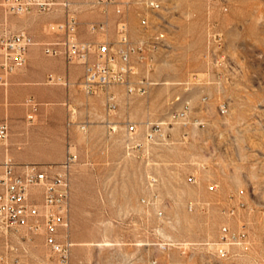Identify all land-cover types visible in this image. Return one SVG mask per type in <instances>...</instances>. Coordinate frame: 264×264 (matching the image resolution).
<instances>
[{
	"label": "rangeland",
	"instance_id": "obj_1",
	"mask_svg": "<svg viewBox=\"0 0 264 264\" xmlns=\"http://www.w3.org/2000/svg\"><path fill=\"white\" fill-rule=\"evenodd\" d=\"M3 1L0 31L27 28L40 36L57 29L52 13L8 14ZM162 1L165 20L149 32L154 47L139 71L146 93L129 96L115 87L120 105L109 113L104 94L50 84L75 93L60 101L34 99L36 109L27 99L24 118L29 128L61 129L64 156L30 163L57 166L69 147L77 155L71 264H264V0ZM79 19L86 27L107 19L113 36L118 15L110 7ZM127 20L138 38L133 9ZM87 31L81 27V36ZM69 98L73 119L90 121L85 130L67 125ZM106 119L115 121V131ZM127 121L137 125L133 139ZM151 126L156 137L147 140ZM27 148L43 151L34 141ZM224 225L237 231L246 225L250 249L234 246L228 257L219 255L213 244ZM28 249L30 258L48 256L42 236Z\"/></svg>",
	"mask_w": 264,
	"mask_h": 264
},
{
	"label": "built area",
	"instance_id": "obj_2",
	"mask_svg": "<svg viewBox=\"0 0 264 264\" xmlns=\"http://www.w3.org/2000/svg\"><path fill=\"white\" fill-rule=\"evenodd\" d=\"M3 5L8 14L14 15L52 13L56 16L57 29L53 31V39L39 41L25 28L11 31L4 27L0 31V86L8 87L11 76L27 65L30 48L40 46L46 56L61 57L68 65L83 66L78 80L50 73L49 84L76 85L88 96L104 94L109 113L116 112L120 105V91L115 87H124L129 96L146 93V87L139 80V71L149 65V51L154 47L155 41L149 32L159 29L165 20L162 0H4ZM110 7H114L118 15L114 35L108 36L110 22L104 19L88 21L87 29L95 37H82L79 14L96 9L108 13ZM132 9L139 18L138 38L132 36L133 26L127 20ZM100 34L104 35L101 39L97 36ZM29 101L36 109L34 98ZM65 104L69 111L67 125L85 130L90 121L74 120L75 106L71 102ZM105 122L112 131L116 130L114 120L106 119ZM136 126L127 121L129 139L134 138ZM153 126L145 135L147 140L156 137L157 129ZM10 133L9 120H0V145L4 146L0 152V264H71L73 242L68 238L71 175L77 155L69 147L65 160L57 166L18 163L10 152ZM188 180L196 182V176L189 175ZM217 188L214 182L209 185L212 192ZM229 213L234 214L235 210L230 209ZM37 236L43 237L48 251L45 260L29 257L28 247L36 242ZM213 245L224 257L232 254L234 246L248 251L251 241L246 225L238 231L229 225L222 226L220 240Z\"/></svg>",
	"mask_w": 264,
	"mask_h": 264
},
{
	"label": "crops",
	"instance_id": "obj_3",
	"mask_svg": "<svg viewBox=\"0 0 264 264\" xmlns=\"http://www.w3.org/2000/svg\"><path fill=\"white\" fill-rule=\"evenodd\" d=\"M81 27L82 31H87L86 23L81 24ZM34 36L39 41H48L54 38L52 33ZM84 38H93V35L87 33ZM28 58L27 65L11 76L10 85L6 88L0 86V120L7 118L11 124L9 145L10 152L16 162L60 161L64 156L61 147L63 142L61 129L45 124L34 128L27 127L26 118H24L26 115L25 102L29 98L40 99L43 102L60 101L65 99L69 93H75L73 89L68 93L64 88L66 86L62 87L63 85L51 86L47 82V77L50 73H59L76 81L78 80L77 73L81 72V76L83 74V66L68 65L61 57L46 56L40 46H32L28 52ZM70 99L66 102H71ZM42 110L50 111L47 108ZM49 117L52 118V114ZM32 141L43 147L41 155L35 154L30 148L26 149L27 146L31 147ZM53 143L59 145L57 150L52 148ZM3 149L4 146L0 145V152ZM1 158L2 155H0Z\"/></svg>",
	"mask_w": 264,
	"mask_h": 264
}]
</instances>
